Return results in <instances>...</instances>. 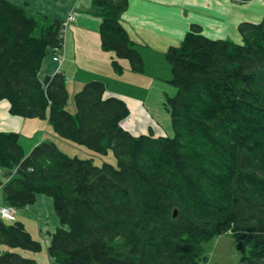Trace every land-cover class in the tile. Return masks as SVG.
Returning a JSON list of instances; mask_svg holds the SVG:
<instances>
[{
  "label": "trees",
  "instance_id": "obj_1",
  "mask_svg": "<svg viewBox=\"0 0 264 264\" xmlns=\"http://www.w3.org/2000/svg\"><path fill=\"white\" fill-rule=\"evenodd\" d=\"M247 2L250 0H236ZM127 0H93L102 48L144 63L121 24ZM0 0V101L22 117L47 118L62 138L98 153L112 148L117 166L70 157L53 141L26 154L20 134L0 131L6 204L19 210L38 194L53 199L59 226L49 255L56 264H202L204 244L232 232L239 264H264V18L239 25L242 42L212 39L193 25L166 58L176 92L166 99L174 135L134 134L127 102L91 80L66 106L62 72L40 76L61 47L62 21L34 16ZM176 211V214H175ZM0 264H38L15 249L39 252L24 223L0 220Z\"/></svg>",
  "mask_w": 264,
  "mask_h": 264
},
{
  "label": "crops",
  "instance_id": "obj_2",
  "mask_svg": "<svg viewBox=\"0 0 264 264\" xmlns=\"http://www.w3.org/2000/svg\"><path fill=\"white\" fill-rule=\"evenodd\" d=\"M26 7L33 14L46 12L64 18L72 11L76 19L67 27L64 58L60 63L47 58L44 60L40 76L52 75L58 71L66 76L70 95H75L91 80L105 83L107 94L123 98L130 109L124 126L134 134L154 132L164 133L158 118L153 114L160 111L150 99V93L161 91L174 95L176 89L169 82L171 66L166 53L171 46H178L193 25L213 39H229L242 42L239 25L243 22L258 23L264 18V0L238 2L236 0H127V7L121 15V24L127 31L135 47L140 52L144 69L134 71L127 59L119 58L122 71L115 70V53L102 48L100 26L102 18L91 12L93 0H8ZM7 100L0 101V131L16 132L25 139L20 143L28 154L40 142H28L29 134L40 132L45 125L40 117H22L10 112ZM47 119V118H45ZM48 120V119H47ZM156 120V121H155ZM28 129H31L30 131ZM52 136L59 139L55 131ZM34 142V143H33ZM4 177V176H0ZM6 204L3 186L0 188V205ZM17 219L22 221L31 235L39 240L43 248L38 252L15 251L35 259L38 264H56L48 253L52 233L59 226L53 199L38 194L36 201L19 210ZM9 250L0 246V251ZM41 258V259H40Z\"/></svg>",
  "mask_w": 264,
  "mask_h": 264
},
{
  "label": "rangeland",
  "instance_id": "obj_3",
  "mask_svg": "<svg viewBox=\"0 0 264 264\" xmlns=\"http://www.w3.org/2000/svg\"><path fill=\"white\" fill-rule=\"evenodd\" d=\"M34 16H37L40 19H42V16H45L47 17L48 21H53L54 19H56V17L46 12L35 13ZM209 38H212V37H209ZM174 88L176 89L175 86ZM158 93H160V89L157 92L154 91L150 93L151 101L154 102V104L160 110V111L155 110L153 114H155V116L158 118L157 122H159L162 125L164 133L169 136H173L174 129L172 126L171 113L165 104L168 96L165 95L163 91H161V98L160 97L158 98ZM66 108L72 113L76 112V105H75L73 95H70ZM42 119H44L45 125L48 124L47 119L45 118H42ZM28 130L30 131L31 129H28ZM52 131H54V129L51 126V124H49V126L46 125L43 127V129L40 132L29 134L27 141L32 142L36 140L35 142H40V143L42 141H53L57 144L58 148L62 152H64L70 157L77 156L82 159L92 158L93 163L98 166L103 165L104 162H108L110 164H113L114 166H117V162H118L117 156L112 148H110L104 154L98 153L90 149L85 144L77 143V142H74L68 139L61 140L57 137H53ZM22 134L23 136H21L20 139L23 140L25 139L24 138L25 135L24 133ZM33 148L34 147H32L30 150H32ZM30 152L31 151H29L28 154ZM3 175H4V168L0 166V176H3ZM43 245H45V242H43ZM39 252H38L39 257H42V255H45L44 252L43 254H39ZM204 254L207 257V259L203 260L202 264H239L240 258H241V252L237 246V239L235 238L234 234L229 231L221 235H218L214 237L212 240L206 242L204 244Z\"/></svg>",
  "mask_w": 264,
  "mask_h": 264
},
{
  "label": "built area",
  "instance_id": "obj_4",
  "mask_svg": "<svg viewBox=\"0 0 264 264\" xmlns=\"http://www.w3.org/2000/svg\"><path fill=\"white\" fill-rule=\"evenodd\" d=\"M75 19H76V14L74 11H72L64 18V20H62L61 36L63 37V42L61 47L56 49L50 58L56 63H60L64 57L63 51L65 48V37H66L67 27L69 26L71 21H74ZM17 213L18 210L11 207L10 205L7 204L0 205V220L15 221Z\"/></svg>",
  "mask_w": 264,
  "mask_h": 264
},
{
  "label": "bare ground",
  "instance_id": "obj_5",
  "mask_svg": "<svg viewBox=\"0 0 264 264\" xmlns=\"http://www.w3.org/2000/svg\"><path fill=\"white\" fill-rule=\"evenodd\" d=\"M64 58V57H63ZM63 60V59H62ZM124 67V66H123Z\"/></svg>",
  "mask_w": 264,
  "mask_h": 264
},
{
  "label": "water",
  "instance_id": "obj_6",
  "mask_svg": "<svg viewBox=\"0 0 264 264\" xmlns=\"http://www.w3.org/2000/svg\"><path fill=\"white\" fill-rule=\"evenodd\" d=\"M175 214H176V211H175Z\"/></svg>",
  "mask_w": 264,
  "mask_h": 264
}]
</instances>
